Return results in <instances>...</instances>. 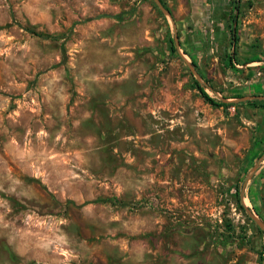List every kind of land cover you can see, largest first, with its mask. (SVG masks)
<instances>
[{"label":"rangeland","instance_id":"374dc122","mask_svg":"<svg viewBox=\"0 0 264 264\" xmlns=\"http://www.w3.org/2000/svg\"><path fill=\"white\" fill-rule=\"evenodd\" d=\"M158 1L0 0V264H264V0Z\"/></svg>","mask_w":264,"mask_h":264},{"label":"trees","instance_id":"16d2710c","mask_svg":"<svg viewBox=\"0 0 264 264\" xmlns=\"http://www.w3.org/2000/svg\"><path fill=\"white\" fill-rule=\"evenodd\" d=\"M235 6H236V4H235ZM232 21L234 22V24H233L232 27L230 28V43H231V45H232V47H233V51L231 52L230 59H231V60H234V59H236V58H235V51H234V48H235L236 42H237V40H238V35H237V30H236V23H235V22H236V17H235V16H233ZM195 86H196V88L199 90L201 96H202L206 101H208L209 103H211V104H213V105H224V104H226L225 102H222L221 100H216V99H214L213 97L209 96L206 92H204L202 85H199L197 82H195ZM240 96H242V95H240V94H235V95H233L232 97H240ZM256 100H257V99H249V100H245V102L252 103V102H254V101H256ZM261 101H263V103L261 104V106L264 107V100H261ZM263 153H264V147L262 148V150H261V152H260V155L263 154ZM235 191H236V192L234 193V201H235V205H236V207H237L240 211L244 212V211H245V206H243V204L241 203V201H240V199H239V196H238L239 186H236ZM259 218L264 222V219H263V218H261V217H259ZM258 231H261V230L258 229ZM259 255H260V258H261V256H262V252H260Z\"/></svg>","mask_w":264,"mask_h":264},{"label":"water","instance_id":"95a60500","mask_svg":"<svg viewBox=\"0 0 264 264\" xmlns=\"http://www.w3.org/2000/svg\"><path fill=\"white\" fill-rule=\"evenodd\" d=\"M155 3L157 4V6L159 7V9L162 12H164L167 15L169 14V11L166 8H164L158 0H155ZM173 42H174L175 47H178L176 35L173 36ZM188 66L194 72L193 67L189 63H188ZM253 98L263 99L264 95H259V94L242 95L238 98H235V101H242V100L253 99ZM220 100L227 101L226 98H223V97H220ZM257 166H258V161L255 162L254 168H256ZM243 187H244V183H243V185L239 191V199H240L242 204H243V201H242V199H243ZM243 206H245V205L243 204ZM245 212L258 225V227L264 231V222L260 218L256 217L255 214L251 210H249L246 206H245ZM263 258H264V255H263Z\"/></svg>","mask_w":264,"mask_h":264}]
</instances>
